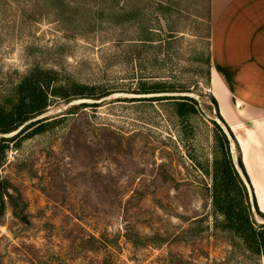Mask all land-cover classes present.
<instances>
[{"label":"rangeland","instance_id":"1","mask_svg":"<svg viewBox=\"0 0 264 264\" xmlns=\"http://www.w3.org/2000/svg\"><path fill=\"white\" fill-rule=\"evenodd\" d=\"M206 1L184 5L205 16ZM84 6L92 15L102 8L90 3L68 13L54 0H0V103L8 107L34 69L58 71L60 84L112 91L100 99L52 97L19 128L38 124L0 133V264H264V254L249 250L227 223L238 207L259 229L264 211L210 100L207 21L173 16L184 36L161 66L148 61L147 47L145 60L134 62L131 47L113 43L123 27L90 24ZM167 69L193 85L174 94L192 97L195 113L178 117L171 102L130 101L142 95L128 92L139 76ZM226 159L240 192L222 172Z\"/></svg>","mask_w":264,"mask_h":264},{"label":"trees","instance_id":"2","mask_svg":"<svg viewBox=\"0 0 264 264\" xmlns=\"http://www.w3.org/2000/svg\"><path fill=\"white\" fill-rule=\"evenodd\" d=\"M59 1L63 6V11H73L80 9V6L85 4L102 5L98 14L92 15V8H85L82 13L85 17H90V24L103 22L108 23L113 30H118L123 27L122 32L119 33L120 38L113 39L114 44L124 43L131 47V56L134 62L141 63L144 61L142 52L144 47L149 50L152 49V56L149 57V62L164 66L170 61L169 45L177 39H182L184 31L177 30L173 27V16L176 18L187 19L192 17V20L197 22L199 20H206L208 23V35L206 39L210 38V0H207V14L201 16L195 12H190V7L184 5L186 0H80L78 4L72 7L73 0H54ZM195 5L196 2H194ZM86 11V12H84ZM67 13V14H68ZM65 14V16L67 15ZM92 15V16H91ZM66 18V17H65ZM104 18H106L104 20ZM104 20V21H103ZM130 35H127L129 34ZM183 35H182V34ZM167 45L165 58L160 59L159 53L161 49ZM165 49V48H164ZM131 60V57L129 58ZM161 60V62H159ZM199 60V58H197ZM159 62V63H158ZM205 74L207 78V85L209 89V71H210V51L206 52V60L204 61ZM170 68V67H169ZM168 75H148L138 77V86L129 89L130 93L137 94H159V96L150 97H134L130 101H165L171 102L174 106V111L178 117H184L196 112L195 100L187 95H167L175 92H189L190 87L188 83H181L174 79L171 75V69H167ZM62 74L54 69H34L29 74L24 76L17 86V98L7 107L0 103V133L5 134L18 129L25 121L42 113L49 105L52 97L61 99L63 101H70L73 98H90L100 99L112 92L108 88L97 89L94 86L76 83L75 81L66 82L67 84H60ZM196 81L194 85H199ZM210 100L214 105L215 112L220 120L224 123L226 129L233 138V141L239 149L237 142L226 125L221 115L218 112L217 101L210 93ZM86 106V103H82ZM40 121H35L24 126L18 133L27 131L30 127L38 124ZM17 133V134H18ZM5 141V137H1ZM220 146L225 148L228 156V139L225 134H221ZM224 163L223 173L226 181L231 184L234 183L237 191L240 192L238 183L239 175L233 170L230 160L226 159ZM241 167L245 178L248 177L245 173L243 164ZM251 186V185H250ZM252 189V188H251ZM253 193V191H252ZM254 197V194H253ZM255 207L258 209L256 200ZM4 208V202L0 198V214ZM228 227L234 230L244 240L248 249L254 251L256 254H264V225L255 229L253 223L250 221L249 214L243 208H232L231 213L227 215Z\"/></svg>","mask_w":264,"mask_h":264},{"label":"crops","instance_id":"3","mask_svg":"<svg viewBox=\"0 0 264 264\" xmlns=\"http://www.w3.org/2000/svg\"><path fill=\"white\" fill-rule=\"evenodd\" d=\"M209 91L264 211V0H210Z\"/></svg>","mask_w":264,"mask_h":264},{"label":"water","instance_id":"4","mask_svg":"<svg viewBox=\"0 0 264 264\" xmlns=\"http://www.w3.org/2000/svg\"><path fill=\"white\" fill-rule=\"evenodd\" d=\"M167 95H176V94H167ZM150 96H159V95H149V94H142V95H133L132 97H150ZM106 100V99H104ZM21 130V128H19L18 130H16L14 132V134L18 133Z\"/></svg>","mask_w":264,"mask_h":264}]
</instances>
